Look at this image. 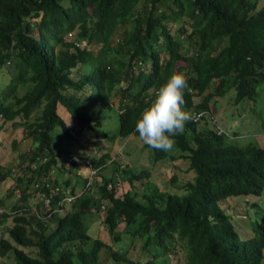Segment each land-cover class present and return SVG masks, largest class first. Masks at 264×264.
Masks as SVG:
<instances>
[{
	"label": "trees",
	"instance_id": "trees-1",
	"mask_svg": "<svg viewBox=\"0 0 264 264\" xmlns=\"http://www.w3.org/2000/svg\"><path fill=\"white\" fill-rule=\"evenodd\" d=\"M176 72L187 81L190 119L174 138L178 157L153 149L154 162L172 160L164 186L109 152L79 166L54 150L55 127L66 138L77 136L73 127L103 138L105 108L117 110L120 137L138 135L139 113ZM248 101L264 113V0H0V150L18 125L31 145L17 156L15 177L0 171L5 189L15 185L14 199L0 197V217L12 219L0 256L12 252L14 264H160L182 252L183 264H264V211L240 224L248 236L224 211L233 196L264 191V147L238 144L243 136L214 115ZM178 159L187 164L181 179ZM54 170L69 178L50 177ZM92 213L110 244L84 224ZM137 243L142 254L133 257ZM102 249L110 262L100 260Z\"/></svg>",
	"mask_w": 264,
	"mask_h": 264
},
{
	"label": "rangeland",
	"instance_id": "rangeland-1",
	"mask_svg": "<svg viewBox=\"0 0 264 264\" xmlns=\"http://www.w3.org/2000/svg\"><path fill=\"white\" fill-rule=\"evenodd\" d=\"M7 66H9V64H7ZM254 106L255 103L252 101H248L240 107L237 106V110H232L233 106L227 108L218 106L214 115L219 124H221V127L228 130L232 136H243L240 138V140H242L238 144L244 146L251 143L264 147V128L261 126L262 123L264 124V113L261 116L254 114L251 110ZM105 110L111 118L103 121L102 130L105 131V136L103 138L96 139L92 133H90L89 138L84 132H78L75 127H73V129L71 128V130H74L77 136L75 138H66L65 135L60 132V129L55 127L51 132L53 136L52 146L54 150H59L61 154L65 156L73 155V158L76 159L79 166H81L82 160H84L85 157L89 158V161L92 163L98 156L105 152H109L111 157H115L117 163L122 166L129 165L133 170H139L142 168L149 169L152 171V181L161 187L164 186L166 179L170 177V173L173 170L172 160L167 159L166 161L154 162L153 149L149 148L147 145L144 146L138 135H132L126 138L120 137L118 134L117 110L108 108H105ZM232 111L235 116H233ZM64 118L65 122L69 123L70 118L66 116ZM12 140L15 141L16 147L11 145ZM30 146V139L25 137L22 127L18 125L14 126L12 129L9 128L4 134V141L0 150V171H3L6 175L8 174V176L15 177L20 170L18 167L20 165H18L17 156L20 153L27 151ZM168 152L172 157H178L177 149H171ZM174 162L176 164L175 171H177V177L181 179L184 175L187 164L182 159L174 160ZM107 166L108 168L105 169L104 173L110 172L112 169V164ZM51 173L50 177H58L56 175L57 170H54ZM85 173L83 176H85ZM59 177L60 180L69 178L67 174L60 175ZM4 181H0V197H6V201L3 202L7 203L14 199L9 191L15 185H11L9 189H5L8 183ZM135 185V190L139 193L144 188L140 182H135ZM232 198V200H229L230 203L224 206V211L232 217L236 226H240L241 224L242 226L249 227L251 222L253 223L255 220H258L259 214L264 211V191L258 196L240 195L233 196ZM0 207L4 208V206ZM67 209H70V207L68 206ZM83 221L85 225L93 223L89 229L92 236L97 235L107 244H110L107 230L99 222L97 213H92L90 215L85 214L83 216ZM11 224V218L7 217L3 219L0 217V237H9L8 231ZM242 226H240V228L241 231H243V236L250 235L251 232L249 230L245 231L246 229ZM241 231H238L240 235L242 234ZM105 254L106 251L102 249L100 260L108 263L110 262L109 259H103ZM141 254L142 251L140 244L137 243L131 249L130 255L133 257H140ZM183 262L184 254L182 252H179L178 255L172 256L169 259L159 261L160 264H183ZM0 263L14 264L15 258L13 253L8 252L5 256H0Z\"/></svg>",
	"mask_w": 264,
	"mask_h": 264
},
{
	"label": "clouds",
	"instance_id": "clouds-1",
	"mask_svg": "<svg viewBox=\"0 0 264 264\" xmlns=\"http://www.w3.org/2000/svg\"><path fill=\"white\" fill-rule=\"evenodd\" d=\"M187 81L183 73H173L158 89L150 104L144 107L135 122V132L149 148L168 152L175 137L182 134L190 119L183 110Z\"/></svg>",
	"mask_w": 264,
	"mask_h": 264
},
{
	"label": "built area",
	"instance_id": "built-area-1",
	"mask_svg": "<svg viewBox=\"0 0 264 264\" xmlns=\"http://www.w3.org/2000/svg\"><path fill=\"white\" fill-rule=\"evenodd\" d=\"M71 133L73 134V132H71ZM65 199H66L67 201H70V200L72 199V197H71V196H66ZM62 202H63V201H62Z\"/></svg>",
	"mask_w": 264,
	"mask_h": 264
}]
</instances>
